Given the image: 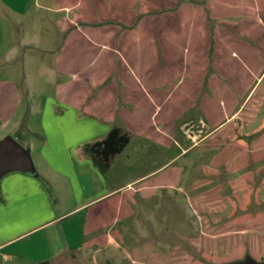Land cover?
Returning a JSON list of instances; mask_svg holds the SVG:
<instances>
[{"label": "rangeland", "instance_id": "1", "mask_svg": "<svg viewBox=\"0 0 264 264\" xmlns=\"http://www.w3.org/2000/svg\"><path fill=\"white\" fill-rule=\"evenodd\" d=\"M88 2L94 5L88 8L89 19L93 18L95 12L97 21H88L86 27L93 30L109 26L94 24L110 20L117 22L111 16L118 5L120 16L134 15V29H138L139 22L145 17L153 19L151 30L158 31L162 25L159 21L161 16H168L169 21L165 26L174 28L176 16L190 18L202 15L208 19L210 15L211 21H207L210 30L214 29L217 42L216 34L219 40L229 30L230 25L223 23V19L228 18L233 24L232 37L252 45L238 46L231 41L224 50L227 66L224 73L228 77L224 83L227 89L215 86L214 91L215 100L224 98L227 107L223 110V103L218 99L210 106L209 116L213 123L220 118L227 120L228 113L231 114L235 109V100L241 103L240 99L249 96L257 88L261 92L258 95V113L248 125L243 123L244 120L232 119L213 133L215 127L200 121L202 116L210 119L206 111L205 115L202 114L199 106L182 119L183 122L189 119L194 122L183 125L181 131L177 129L172 144H167V147L136 135L131 136L129 145L117 156L109 173H101L106 176L110 188L123 187L129 183V187L132 186L131 190L135 193L126 201L129 206L128 217L111 223L110 213H107L108 225L103 226L101 223L87 235L85 246L71 264H227L241 261L247 256L263 261L264 131L254 136L252 134L264 121V0ZM97 2L105 5L107 12L113 11L105 13L103 21L100 20ZM225 5L229 11L223 12ZM62 14L57 11L55 0H0V81L7 79L17 83L21 94L20 109L15 118L19 126L12 125L2 130L0 139L12 136L30 150L35 174L43 171L39 162V152L43 146L40 112L44 99L55 95L54 87L48 83L53 78L47 68L55 64V53L61 40L56 22L63 17ZM228 14L230 17H224ZM63 15L68 16V12ZM140 15L142 18L137 23ZM118 23L120 25L110 26L115 25L120 31L129 30L124 28L128 27L126 24ZM247 37L255 41L260 38L259 45L253 46L254 43ZM170 38L167 40L175 46L165 47L161 64L159 39L155 46L160 54L157 55L154 48L144 46L147 41H143L129 51L134 53H130L129 57L136 60L133 67L138 69V75L145 76L154 89L157 86L158 93L178 86L179 80L183 79L176 95H182L186 100L191 90L197 91L200 65L196 58L201 57L192 55L193 49L188 56V51L182 49V39L176 41L173 36ZM233 51L237 55H233ZM95 57V52H88L83 57L70 56L67 66L77 61L73 64L78 66L75 71L80 70L79 73H82V69L88 66L91 68L90 75L95 78L103 72L102 68L106 69L103 61L97 60L95 63ZM183 63L189 67L183 68ZM209 72H214L211 66ZM260 74L263 77L255 88ZM128 77L134 78L133 75ZM71 81L67 74V83ZM74 89L71 86L69 91L76 93ZM204 90L207 87L204 86ZM228 90L234 94L232 99ZM207 93L212 97L211 93ZM205 94L203 91L200 101ZM29 107L33 108V115ZM177 107L179 103L177 106L169 104L167 112ZM151 113H154V108L152 112L146 110L143 115L145 121L149 120ZM231 122L233 125L226 133L218 132L226 129ZM209 124L213 125L210 121ZM13 131H17L19 136H14ZM30 142L34 146L32 150L29 148ZM84 147L82 152L86 149ZM88 157L94 160L91 154ZM93 165L99 170L94 161ZM176 168H181L182 173L175 186L158 189L146 199L138 193L141 181L159 178L162 182H171L169 171ZM42 183L48 187L47 182Z\"/></svg>", "mask_w": 264, "mask_h": 264}, {"label": "crops", "instance_id": "2", "mask_svg": "<svg viewBox=\"0 0 264 264\" xmlns=\"http://www.w3.org/2000/svg\"><path fill=\"white\" fill-rule=\"evenodd\" d=\"M59 3L55 0L57 11L63 14L68 12V16L62 14L63 17L56 22L61 40L55 53V64L47 68L53 78L48 83L54 87L55 95L44 99L40 112L43 146L39 152V162L43 171L34 175L14 172L0 181V264H71L86 243L87 223L94 216L97 218L99 205L132 188L129 187L130 183L126 185L128 187L110 188L106 176L94 167L93 160L88 157V148L105 140L113 128L119 127L130 136L136 135L167 147V144H172L177 129L181 131L183 125L194 122L191 119L182 120L193 108L200 106L204 115L206 111L210 120L202 116L200 121L215 127L214 133L225 122L237 119L253 93L240 99L241 103L235 100V109L228 113L227 120L220 118L213 123L209 116L212 103L219 99L223 103L221 108L224 110L227 107L224 98L215 100L214 91L215 86L227 89L224 83L227 77L224 73L227 67L224 50L231 41L238 46L252 45L232 37L233 24L228 18L223 19V23L230 25L225 36L218 40L216 34L212 60L214 72L210 73L212 33L205 16H176L174 28L165 26L169 21L168 16H161L159 21L162 25L158 31L151 30L153 19L150 17L143 18L138 29L120 31L119 27L109 25L93 30L87 28L85 23L97 21V17L94 12L93 18L89 19L86 0H76L72 4L64 0ZM91 7L94 5L91 4ZM118 8L117 5L112 19L133 27L134 15L120 16ZM226 10L229 11V8L225 5L223 12ZM100 20L103 21V18ZM172 36L176 41L182 39V49L188 51V56L193 49L192 55L201 57L196 58L200 65L197 91L191 90L186 100L182 95H176L183 79L179 80L178 86L158 93L157 86L154 89L145 76L138 75V69H134L136 60L129 57L131 49L147 41L144 46L154 48L157 55L161 53V64L165 47L175 46L167 40ZM157 39L161 44L160 53L155 46ZM258 40L260 38L252 40L253 46L259 45ZM88 52H95V63L97 60L103 61L106 67L95 78L90 75L91 68L88 66L82 69V73L75 71L78 66L73 64L77 61L71 67L67 66V58L83 57ZM232 54L237 55L235 51ZM187 66L183 63V68ZM67 74L72 80L70 84L67 83ZM130 75L134 78H129ZM207 77V90H204ZM262 77L260 74L255 88ZM70 85L75 87L76 93L69 91ZM203 91L206 94L200 101ZM228 94L231 99L234 97L229 90ZM20 95L17 83L7 79L0 81V132L12 125L19 126L15 118L20 109ZM178 103L179 108H170L167 112L169 104L177 106ZM153 108L154 113L145 121L143 115L146 110L152 112ZM30 110L33 115V108ZM160 116L161 120L158 119ZM13 135L19 136L17 131H13ZM29 146L31 150L34 148L31 142ZM83 146L86 148L84 152L81 150ZM117 156L112 159L107 173ZM42 182H47L48 187Z\"/></svg>", "mask_w": 264, "mask_h": 264}, {"label": "trees", "instance_id": "3", "mask_svg": "<svg viewBox=\"0 0 264 264\" xmlns=\"http://www.w3.org/2000/svg\"><path fill=\"white\" fill-rule=\"evenodd\" d=\"M64 1V0H58V5L60 4L59 2ZM76 0H67V4H72L75 3ZM87 1V8H89L91 6V4H89L88 0ZM97 6L100 7V9L98 10V12L100 13L101 17H105V13H108L111 11H108L106 9H104V5L102 3H98L97 2ZM106 10V11H105ZM89 12V9L87 11V13ZM152 13H150L149 15H151ZM142 16H138L137 18V23L141 20ZM208 20L211 21V17L210 15H208ZM111 24H115V25H120L118 22H114L112 20H110V22H100L98 24H94V26H105V25H111ZM85 25H88V23H85ZM134 27V26H133ZM132 27V28H133ZM125 29H132L131 27H126L124 26ZM211 49H210V66L213 70V55H214V44H215V38H214V29L211 28ZM251 37H248L249 41L251 42L252 40L250 39ZM253 42V41H252ZM207 80L208 77L206 79L205 82V87L207 84ZM260 89L257 88L255 89V91L253 92L251 98L248 100V102L246 103V105L244 106V108L242 109V111L240 112V114L238 115V119L240 120H244V124L246 123V125H248L249 123L253 122V119H255L257 113H258V104H259V100H258V95L260 94ZM249 121V122H248ZM233 122H231L230 124H228V126H226V129H222L218 132L220 133H226L231 127ZM264 131V121L262 123V126L256 130V132H254L252 135H258L260 133H262ZM130 139L131 136L128 133H124L123 130L119 127H115L112 129V131L109 133V135L107 136V138L101 142L95 143L92 146H90L88 148L89 153L92 155V158L94 159V163H96L97 167L99 168L100 172L105 174L108 169L110 168L111 165V161L113 158H115L117 155H120L121 153L124 152V150L126 149V147L129 145L130 143ZM171 172L169 174V177L171 178V182H162L161 179L157 178V179H153V180H149V181H144L142 183L139 184L138 188V193L141 195L142 198L146 199L152 195L155 194V192L158 189H163V188H167L169 186H175L177 184V182L179 181V178L181 176L182 173V169L181 168H176V169H172ZM134 191L129 189L126 190L122 193H119L118 195H116L115 197L101 203V205H99V207L97 208V218L96 216H94L93 220H91V222L87 223V227H86V236L93 231L99 224L103 223V226L108 225L109 222H107V218L110 217V219H112V221H110L111 223L113 221H117V220H121V219H125L126 217H128V213H129V206L126 204L127 200H130L131 197L134 195ZM107 213H110V215L108 216ZM98 219V220H97ZM89 224V225H88ZM97 229V228H96ZM95 229V230H96ZM85 246V245H84ZM83 246V247H84ZM248 258H252L250 256H247L245 259L241 260V261H235V262H231V263H227V264H236V263H240V262H244L246 261ZM253 260L257 261V262H264L263 261H258L255 258H252Z\"/></svg>", "mask_w": 264, "mask_h": 264}, {"label": "water", "instance_id": "4", "mask_svg": "<svg viewBox=\"0 0 264 264\" xmlns=\"http://www.w3.org/2000/svg\"><path fill=\"white\" fill-rule=\"evenodd\" d=\"M19 172L34 175L36 169L31 156V151L25 149L12 136H7L0 141V181L8 174ZM236 264H264L248 258Z\"/></svg>", "mask_w": 264, "mask_h": 264}]
</instances>
